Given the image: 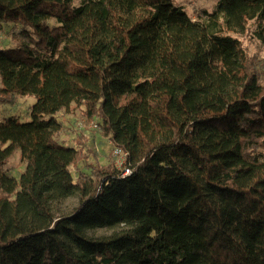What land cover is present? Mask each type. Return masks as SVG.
I'll return each mask as SVG.
<instances>
[{"label": "trees", "instance_id": "1", "mask_svg": "<svg viewBox=\"0 0 264 264\" xmlns=\"http://www.w3.org/2000/svg\"><path fill=\"white\" fill-rule=\"evenodd\" d=\"M10 23L26 43L0 50V104L35 102L0 122V264H264V60L236 38L264 46V0L195 19L174 0H0ZM80 109L129 176L55 140Z\"/></svg>", "mask_w": 264, "mask_h": 264}, {"label": "rangeland", "instance_id": "2", "mask_svg": "<svg viewBox=\"0 0 264 264\" xmlns=\"http://www.w3.org/2000/svg\"><path fill=\"white\" fill-rule=\"evenodd\" d=\"M175 4L183 7L187 15L195 19L202 11L210 12L217 0H174ZM78 3V1H77ZM49 27L56 26L54 21L48 22ZM22 31L20 24L2 25L0 30V50L16 49L25 44L24 38L18 36ZM238 38L244 47L247 49L250 56H253L257 62L264 60V46L255 41L249 33ZM35 100L31 96L14 95L13 101L10 104H0V122L9 118H16L20 123H28L30 119V110ZM57 121L60 123V131L54 136L59 144L67 145L69 147L78 148L77 141L81 137L84 140V148L88 157L87 163L96 161L102 166L112 164L117 170V160L112 156L113 146L108 139L102 136V133L91 130L89 123L84 116L83 109L71 113L60 112L56 115ZM93 120H98L94 118ZM99 121V120H98ZM85 163L79 164L76 168H71L73 179L77 178L79 172L88 174L89 171L85 168ZM4 171L14 177L18 178L24 169V163L21 162L19 151L13 154L12 157L4 166ZM79 204V196L74 195L53 206V210L57 216L72 213ZM112 231L106 229H97L88 233L92 237H100L110 235Z\"/></svg>", "mask_w": 264, "mask_h": 264}, {"label": "built area", "instance_id": "3", "mask_svg": "<svg viewBox=\"0 0 264 264\" xmlns=\"http://www.w3.org/2000/svg\"><path fill=\"white\" fill-rule=\"evenodd\" d=\"M88 126L91 130H94V131L99 130V126H98L96 120L90 121ZM113 148L114 149L112 151V156L117 160L116 165L118 166L117 178H125L131 174V170L127 166H125L126 153L121 151L118 148H115V147H113ZM97 193L99 194V189H98Z\"/></svg>", "mask_w": 264, "mask_h": 264}]
</instances>
